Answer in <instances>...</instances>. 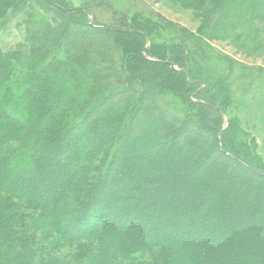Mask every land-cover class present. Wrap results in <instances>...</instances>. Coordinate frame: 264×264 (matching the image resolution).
<instances>
[{
    "label": "trees",
    "instance_id": "1",
    "mask_svg": "<svg viewBox=\"0 0 264 264\" xmlns=\"http://www.w3.org/2000/svg\"><path fill=\"white\" fill-rule=\"evenodd\" d=\"M239 1L175 38L137 13L0 0V30L25 17L0 45V264H264L256 138L188 47Z\"/></svg>",
    "mask_w": 264,
    "mask_h": 264
},
{
    "label": "rangeland",
    "instance_id": "2",
    "mask_svg": "<svg viewBox=\"0 0 264 264\" xmlns=\"http://www.w3.org/2000/svg\"><path fill=\"white\" fill-rule=\"evenodd\" d=\"M64 8H82L85 18L90 23L99 25H113L114 20L129 22L135 13L140 14L143 20L151 19L163 23L164 33L169 37L178 38L183 34H199L200 27L208 26L209 15L214 12L209 10L210 0H55ZM252 1L245 0L235 14L237 18L229 21L234 27L225 26L226 30L216 31L213 26L206 27L202 37L201 51L205 49L210 54L206 59L204 53L196 46L188 44L194 50L196 58L200 60L206 70L211 84L228 86L232 91V105L228 109L232 115H237L244 123L249 125L258 146V152L264 161V46L257 43L264 38V4L251 5ZM258 1V0H257ZM264 3V0H261ZM246 5V6H244ZM192 7L198 11L199 16L192 12ZM261 15V18H257ZM215 16H217L215 14ZM210 18V17H209ZM25 19L17 15L10 19L6 27L0 30V45L10 48L24 39L23 25L18 27ZM168 26L171 27L170 31ZM138 28V27H137ZM186 28L188 31H185ZM211 34V35H210ZM154 37V34H152ZM257 43V44H256ZM149 43L146 44V47ZM254 47L253 50H250ZM205 73V72H204ZM208 80V81H209ZM215 91V90H214ZM219 98L222 94L220 93Z\"/></svg>",
    "mask_w": 264,
    "mask_h": 264
}]
</instances>
